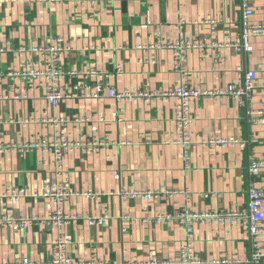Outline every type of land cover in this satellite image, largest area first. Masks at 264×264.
Listing matches in <instances>:
<instances>
[{
    "label": "crops",
    "instance_id": "crops-1",
    "mask_svg": "<svg viewBox=\"0 0 264 264\" xmlns=\"http://www.w3.org/2000/svg\"><path fill=\"white\" fill-rule=\"evenodd\" d=\"M64 1L0 0V217L46 215L41 194L46 183L58 179L73 194L66 213L78 216L64 229L71 258L104 264L177 261L188 243L186 232L159 216L175 215L186 206L197 213L248 210L250 157L254 153L264 159V126H252L246 110L221 92L250 71L261 76L264 37L253 39L252 52L233 47L242 35L241 0ZM252 7V22L264 23V0H253ZM57 38L67 49L61 68L76 76L62 81L72 98L55 108L45 99L42 79L27 81L10 73L23 69L24 62H39L37 50ZM188 40L197 47L179 69L172 50L139 49ZM205 40L208 47L202 48ZM211 43L220 44L221 50L213 52ZM93 71L113 76L100 80L90 75ZM182 82L212 93L191 101L190 135L197 145L189 168L176 143V98L117 102L94 99L89 88L104 83L118 92L151 95L173 91ZM260 102L256 92L253 104ZM55 134L77 145L66 155L60 176L53 153L20 151L24 144ZM211 138L236 143L211 149L203 144ZM85 141L99 146H79ZM258 182L264 192V171ZM12 188H26L28 194L20 201L8 200L4 194ZM129 191L176 194L153 200L122 196ZM87 194L98 198L88 199ZM104 211L106 223H89ZM57 236L56 229L37 224L27 230H0V264L22 258L50 261ZM191 246L200 264H249L253 253L242 221L197 224ZM261 253L259 264H264V236Z\"/></svg>",
    "mask_w": 264,
    "mask_h": 264
},
{
    "label": "built area",
    "instance_id": "built-area-1",
    "mask_svg": "<svg viewBox=\"0 0 264 264\" xmlns=\"http://www.w3.org/2000/svg\"><path fill=\"white\" fill-rule=\"evenodd\" d=\"M50 5H61L64 0H44ZM253 0H241L242 5V35L239 41L233 44V47L243 50L245 52H252L254 50L253 39L257 37H264V23H253L254 10L252 7ZM208 40L200 44L202 48L208 47ZM213 52L221 50L222 46L217 43H211ZM197 47V43L192 40L180 42L178 44L165 45L162 43L151 44L148 46H140L139 49L153 50L155 48H168L173 51L174 57L177 61L176 68H180V64L187 57L188 52ZM7 50V49H6ZM4 52V50H0ZM67 49L64 48L61 38H57L48 48L37 50L41 60L33 63H23V69L12 72V77H22L24 80L42 79L45 89V99L53 107L57 108L65 100L72 98L71 92H66L63 88L62 81L67 76H76L75 72H65L61 68V59ZM182 74L184 72L182 71ZM91 76L104 80L110 75L108 72H90ZM92 91L94 99L109 97L117 102L124 100L134 101L139 98H149L158 96L164 99L176 98L178 103L174 107V122L176 124L179 139L176 141L183 149V164L189 168L191 152L196 147L197 143L193 142L190 135L191 128V101L195 98L203 96H210L212 93L195 90L187 87L183 82L177 86L173 91L162 92L160 94L153 93L149 95L147 92H118L114 87H107L104 83H98L93 87H89ZM260 95L261 102L258 106H254L253 102L255 95ZM224 96L232 99L238 106L246 110V115L249 123L252 126H264V70L261 76L255 72L250 71L236 84L229 86L225 91L221 92ZM62 122V121H61ZM87 143L80 142L81 144ZM236 143V140L211 138L204 141V145L208 148H215L218 146H229ZM87 147L95 149L99 144L97 142H88ZM77 145L74 146L63 135H52L46 137L39 142L33 144H24L20 151L23 150H42L54 154L53 165L58 176L61 175L64 168V160L66 155ZM83 148V147H82ZM81 148V149H82ZM264 171V159L256 158L253 153L250 157L249 166V201L248 210L246 212H202L197 213L186 206L181 212L171 215L166 214L159 216L160 220L177 223L187 235L188 243L182 249V254L177 261H167L162 264H200L197 255L193 253L191 246L194 235L195 226L202 225H219L233 224L238 221L243 222V228L247 230L251 236L253 253L251 259L247 263L259 264L261 257V239L264 236V227L262 222L264 220V192L259 187L258 177ZM45 190L41 194L45 198V207L49 212L44 216H33L32 218L13 217L3 215L0 217V230H27L34 225L48 229H56L58 236L55 244V254L50 261H37L30 258H22L14 260L7 264H104L102 261L92 260H74L68 254L69 242L65 239L64 229L70 224L71 220L78 216H69L65 211V205L69 198L73 196L67 183L56 179L46 183ZM28 194L26 188H12L7 190L4 197L11 201H20ZM176 194L173 191H140V192H123V197L144 198L146 200L159 199L162 196L171 198ZM88 199L98 198L97 194H87ZM189 202V199H187ZM109 219L107 211H104L103 216L89 220L91 225L103 224ZM148 264H159L157 260H152Z\"/></svg>",
    "mask_w": 264,
    "mask_h": 264
}]
</instances>
